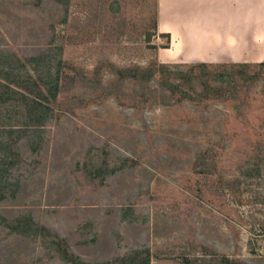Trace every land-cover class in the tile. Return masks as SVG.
<instances>
[{"label":"rangeland","instance_id":"obj_1","mask_svg":"<svg viewBox=\"0 0 264 264\" xmlns=\"http://www.w3.org/2000/svg\"><path fill=\"white\" fill-rule=\"evenodd\" d=\"M156 10L157 0H0V50L31 58L63 45L72 77L103 59L194 65L159 60L170 41L154 32ZM208 65L184 71L211 82L199 102L61 93L40 148L23 141L0 195V264H264V64Z\"/></svg>","mask_w":264,"mask_h":264},{"label":"trees","instance_id":"obj_2","mask_svg":"<svg viewBox=\"0 0 264 264\" xmlns=\"http://www.w3.org/2000/svg\"><path fill=\"white\" fill-rule=\"evenodd\" d=\"M158 28L157 0L154 32H158ZM162 36L170 41L169 37ZM62 48L63 45L52 44L42 54L31 58L0 50V195L5 192L13 170L19 168L23 141L32 148H40L39 135L59 111L53 105L61 93L80 92L94 100L129 98L152 107L203 101L212 88L210 81H199L184 74V71L208 69L210 66L205 63L184 70L182 65L172 67L157 62L147 67H119L103 59L98 62L93 76L78 72L72 77L60 58ZM219 67L226 66L216 68ZM104 69L108 74H102ZM172 71L177 73L173 79L167 77ZM206 159V155H199L197 163L202 166ZM222 261L217 264H241L230 258ZM184 262L192 264L189 257Z\"/></svg>","mask_w":264,"mask_h":264},{"label":"crops","instance_id":"obj_3","mask_svg":"<svg viewBox=\"0 0 264 264\" xmlns=\"http://www.w3.org/2000/svg\"><path fill=\"white\" fill-rule=\"evenodd\" d=\"M162 63L264 64V0H158Z\"/></svg>","mask_w":264,"mask_h":264}]
</instances>
